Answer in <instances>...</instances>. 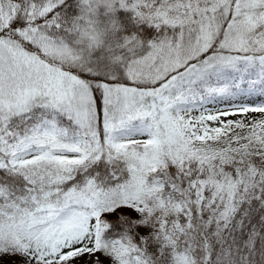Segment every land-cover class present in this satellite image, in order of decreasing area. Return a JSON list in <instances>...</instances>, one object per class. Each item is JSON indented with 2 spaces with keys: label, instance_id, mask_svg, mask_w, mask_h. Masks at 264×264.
<instances>
[{
  "label": "snow or ice",
  "instance_id": "1",
  "mask_svg": "<svg viewBox=\"0 0 264 264\" xmlns=\"http://www.w3.org/2000/svg\"><path fill=\"white\" fill-rule=\"evenodd\" d=\"M0 264H264V0H0Z\"/></svg>",
  "mask_w": 264,
  "mask_h": 264
},
{
  "label": "rangeland",
  "instance_id": "2",
  "mask_svg": "<svg viewBox=\"0 0 264 264\" xmlns=\"http://www.w3.org/2000/svg\"><path fill=\"white\" fill-rule=\"evenodd\" d=\"M249 103H258L260 102V98H255L253 100L248 101Z\"/></svg>",
  "mask_w": 264,
  "mask_h": 264
}]
</instances>
